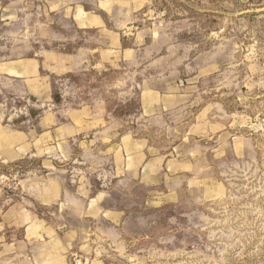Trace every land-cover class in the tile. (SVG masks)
Wrapping results in <instances>:
<instances>
[{"label": "rangeland", "instance_id": "374dc122", "mask_svg": "<svg viewBox=\"0 0 264 264\" xmlns=\"http://www.w3.org/2000/svg\"><path fill=\"white\" fill-rule=\"evenodd\" d=\"M20 57L44 60L55 120L0 72L34 144L0 150V248L33 247L2 215L26 208L70 232L69 264H264V0H0V62ZM83 106L101 123L77 134Z\"/></svg>", "mask_w": 264, "mask_h": 264}, {"label": "crops", "instance_id": "0c3cea01", "mask_svg": "<svg viewBox=\"0 0 264 264\" xmlns=\"http://www.w3.org/2000/svg\"><path fill=\"white\" fill-rule=\"evenodd\" d=\"M86 25H82L84 27ZM47 57H61L65 59L68 55H58L53 51H45L43 56ZM48 55V56H47ZM44 60L28 57L18 58L12 61L0 62V72L6 74L9 77L16 78V81L21 85V93L29 94L31 96H38L35 99L31 107L35 109H41L44 116L38 121L44 131L43 133L52 131L54 129V113H51L54 106L53 94H51L50 87H53V83L47 77H43L40 73L43 68ZM4 69L1 71V69ZM41 97V98H40ZM5 104L0 103V150L1 154L6 157L20 155L28 152L29 147L31 148L32 129L30 131H23L15 126V120L21 117V114L31 115L32 109L30 106H26L16 109L11 112H6L4 108ZM35 111V110H34ZM68 122L74 128V133L80 134L91 129H96L101 123L100 118L94 114L91 107L83 106L82 108L73 109L68 113ZM31 119V118H30ZM30 119L27 118V121ZM24 122V121H23ZM56 128V127H55ZM35 138H37V130H35ZM71 130L65 137H71ZM50 184H45L41 188L42 201L48 203L49 200H54L61 197V189L53 195L51 187L58 185L61 188V184L54 180ZM89 207V202L86 203V209ZM103 214H106V210H101ZM12 213V216L17 219H23V223L19 225L24 226L23 240H27L33 244L28 250H23L18 241H9L2 243L0 248V257L5 255L6 261L4 264H69L70 252L72 249V241L65 239L69 237L70 232L65 235H57L56 230L49 228L45 223L35 221V217L31 210L26 208L12 209L8 208L2 212L3 217L8 216ZM1 228V225H0ZM5 237L0 238V242H3Z\"/></svg>", "mask_w": 264, "mask_h": 264}]
</instances>
